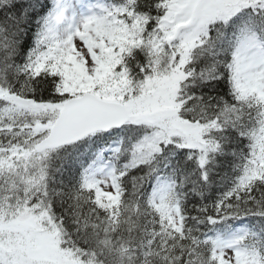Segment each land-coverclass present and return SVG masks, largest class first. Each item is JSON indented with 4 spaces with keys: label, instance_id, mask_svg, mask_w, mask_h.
Instances as JSON below:
<instances>
[{
    "label": "snow or ice",
    "instance_id": "snow-or-ice-1",
    "mask_svg": "<svg viewBox=\"0 0 264 264\" xmlns=\"http://www.w3.org/2000/svg\"><path fill=\"white\" fill-rule=\"evenodd\" d=\"M0 264H264V0H0Z\"/></svg>",
    "mask_w": 264,
    "mask_h": 264
}]
</instances>
